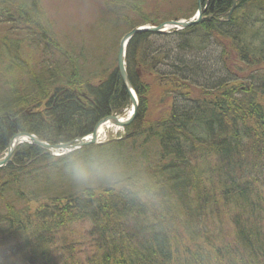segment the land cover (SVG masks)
<instances>
[{
    "label": "trees",
    "instance_id": "trees-1",
    "mask_svg": "<svg viewBox=\"0 0 264 264\" xmlns=\"http://www.w3.org/2000/svg\"><path fill=\"white\" fill-rule=\"evenodd\" d=\"M46 2H54V0H0V154L7 148L9 140L19 133L35 135L50 145L69 143L79 134L90 132L83 128V124L78 128L80 122L89 124L92 121L93 125L100 114L106 116L114 109L113 105L118 97L122 98L121 94L114 93L116 90H124L117 72V62L108 70L104 61L106 50L100 52L91 49L87 52L84 47L86 38L82 37L79 30L75 32L73 27L82 26L77 23L76 25L66 23V26L56 19V14L49 13ZM104 2L99 0L97 2L99 8H93L94 17L100 11L98 18L102 22L107 19L106 0ZM236 3V10L245 4L252 6L242 16L237 15L236 10H233L227 19L224 15L231 6V0H207L204 12L211 11L214 19H210L209 22L206 21L207 18L203 19L190 29L179 32L180 38L177 34L170 36L172 40L167 37V43L164 45L149 37L147 32L133 36L127 47L126 59L129 79L140 88L136 93L141 104L146 103L150 98L149 91L152 85L149 88V84L137 76L136 65L145 64V69L150 67L153 74H156L157 69L161 70V63L165 62L162 58L169 48L178 50L177 53L188 52L192 40L199 43L206 35L209 37L213 35L211 40H214V33L219 32L212 31L216 26L217 28L233 26L234 29L239 30V35L246 38L236 44L234 35L227 36L225 31L228 30L221 32L224 40L227 38L226 41L235 44V47L229 45L225 48L235 49L240 60L245 61L248 66L256 65L258 59L264 58V34L260 30H255L257 18L260 14H264V0H236ZM253 5L256 7L254 8ZM135 6L137 7L132 2L128 5V11L136 18L135 23L129 19L126 22L148 23L151 19H142L135 11ZM186 11L187 9L178 11L168 18H184L187 16ZM254 14L255 17L252 16ZM126 15L134 21L129 13ZM113 23L112 20H107V24ZM125 25L128 26L127 23ZM3 27H6L5 32L1 31ZM250 27L256 28L249 29ZM85 33L91 34L89 30L84 29ZM251 37L260 40L256 50H252L249 45L248 38ZM183 38L186 39L185 42ZM249 51L262 55L251 58L249 63ZM184 60L182 64L180 60L172 62L173 65L170 64L172 70L168 78L175 80L172 82L173 85L177 86L180 82L177 80H181L177 78L180 74L175 72V68H186L189 65L184 63ZM260 76L257 71L251 74L249 88L240 90L234 99L229 98L226 81L221 78L212 79L211 81L218 85L216 89L221 88L222 92H217V97L211 104H205L201 99L191 97L192 90L205 86L201 83L189 85L183 82L182 86L192 87L187 98L182 100L179 96L172 100L170 111L160 109L157 115L162 112L173 120L180 99L187 104V121H191L190 124L194 123L195 127L205 132L204 140L199 135L192 134V140L201 141H194L191 146L197 152L196 159L199 161L210 159L208 164L212 162L214 166L210 171L211 191L206 192L200 181L202 177H198L197 172L191 167H188L191 172L179 171L178 177L171 181L167 180V175L164 176L157 186L159 195L154 197L157 202L152 206L144 203L143 200H137V196L135 200H129L125 196L141 187L136 182L128 183L130 179L127 175L118 178L115 183L107 181V187L119 184L128 189L116 191L117 200L111 198L113 207L120 206L121 211L118 212V216L125 220L130 217L135 218L133 214H136L138 218L125 235L119 234L121 236L119 240H122L119 241L121 246L129 243V247L124 249L121 255L116 256L113 251L107 255L109 251L105 250L102 257L100 252L87 259L85 264H121L122 262L125 264H219L221 256L231 259L230 264H238L240 261L235 255L230 258L231 251L221 253L220 249L213 246L212 240L226 236L232 239L233 249L235 247V251L238 250L240 260L243 259L242 264H264L262 222L264 172H261V169H264V75ZM223 91L226 92L222 94ZM203 93L205 97L204 90ZM216 99L218 102L215 105ZM217 104L221 105L220 110L216 108ZM192 115L195 117L192 118ZM154 120L151 115L147 124ZM137 122L139 125L133 129L135 137L141 136L142 124L139 119ZM77 130L84 133H79ZM166 132L155 133L154 136L163 143ZM225 137L229 142L239 143V140L243 142L244 156L241 158L233 155L234 159L240 162L239 173H233L231 165H228L233 154L232 144L228 143L225 147H220L215 141L217 138L225 139ZM134 145L135 149L131 147L133 152L125 153L119 151L122 150L119 148V150H114L113 147L107 148V143H104L96 147L98 153L82 147L72 151L68 156L61 157H53L34 144L19 145L14 152L12 162L0 169V264H57V260L63 261V258H57L56 255L59 249L56 248L58 244L54 237L58 231H67L71 223L81 220L96 222L94 216H98L99 205L105 202L108 204L109 200V198L107 201L103 200V195L98 190L105 181H94L82 186L78 191L70 182L69 174L76 167L91 172L94 166L98 165L94 161L89 162L88 159L90 157L94 159V156L103 149L116 151L109 161L104 163L111 165L113 169H120L117 165H121L127 169V173L130 172L128 168L135 164H139L143 169L146 164L153 161H161L170 172L172 169L176 171V167L183 166L179 160L175 161L176 166L173 164L168 166L165 164L166 159L153 156L154 152L146 150L143 144ZM75 156L83 159L74 162ZM150 168L144 171L149 172ZM254 181L260 182L263 186H257ZM215 182L216 186H214ZM218 185L229 188L231 197L229 194L224 197L227 200L223 205L224 212L215 215L217 199L215 201L214 198L217 196ZM213 195L212 203L209 205L210 213L216 219L223 217L226 222L230 220L232 226L235 216V221L244 226L243 231L230 233L227 230L226 234L221 236L217 234L218 226L216 231L211 226L218 224L221 227V221L214 223L204 218L196 226H192L187 224L190 221L189 216L181 220V217L190 212L189 209L197 208L199 203L211 199ZM228 199H233L230 205H227ZM128 204L134 206V213L127 211ZM243 204L246 206L239 213L238 209ZM228 212L231 213L230 218L227 217ZM251 213L259 217L257 223L254 222L249 227L247 217L251 216ZM168 215H173L176 223L166 226L164 220L159 219ZM99 220L102 219L99 217ZM98 223L102 228V235L105 236L107 230L104 229H107V222L104 221L102 225L99 221ZM138 224L147 227L152 235L148 237L146 233L141 232L140 228H137ZM197 227L199 232L196 230ZM235 227L239 229L236 225ZM179 229L185 231V240L180 246L175 243V234ZM161 233L162 237L166 234L169 242L159 237ZM244 243L247 249L241 254V249L245 248ZM173 250H183L185 256L179 259L173 256L172 259L165 261L171 258L165 254L172 253Z\"/></svg>",
    "mask_w": 264,
    "mask_h": 264
},
{
    "label": "rangeland",
    "instance_id": "rangeland-1",
    "mask_svg": "<svg viewBox=\"0 0 264 264\" xmlns=\"http://www.w3.org/2000/svg\"><path fill=\"white\" fill-rule=\"evenodd\" d=\"M99 0H54V2H46L47 10L50 14H56V19L63 22L66 26V23H69L70 25H76L80 24L82 27L73 26L75 27V32L77 30L82 33V37H85V43L84 47L87 52H89L91 49H94L96 51H105L104 54V61L107 63V69L110 70L112 67V64H116L117 58L119 54H122L123 59V74L126 77L129 78V66L127 64V47L133 36H137L138 33L141 32H147L149 33V37L155 39L158 41L160 45H164L167 43V37H169L172 40L173 35L177 34L178 38L181 32L185 31L186 29H190L192 26L197 25L199 22H201L203 19L199 20L197 18L200 16V9L199 7L203 8V5H205V1L202 0H106L107 4V19L103 22L99 20V14L100 11L96 13V16L94 17L95 11L93 8L98 9L99 4L97 3ZM104 2V0H103ZM136 4V9L140 6V9H144L147 11V16L150 21L148 20V23L145 24H132L131 22L135 23V17L128 11V5L129 4ZM105 5V2H104ZM252 6L251 4H245L244 6H241L237 8L236 0H231V6L227 13L224 15L226 18L230 17V15L233 13V10H236L237 15L242 16L246 12L249 7ZM254 6V5H253ZM256 6H254L255 8ZM251 8V7H250ZM187 11L185 14L187 15L184 18H177L173 19V17L168 18V16L175 15L178 11ZM134 11V15H135ZM129 13L133 19L128 17L126 14ZM256 14L252 15L255 17ZM53 17V16H52ZM130 20L131 22H126L127 20ZM107 20H112L114 22L112 25L107 24ZM128 20V21H129ZM257 23L255 24L257 29L260 30L262 34H264V14H260L257 18ZM127 23L128 26L125 25ZM134 27V28H133ZM256 27H250L249 29H254ZM5 28L3 27L1 31L5 32ZM109 28V29H108ZM136 28V29H135ZM84 29L90 31V35L88 33L84 34ZM254 30V31H255ZM180 32V33H179ZM246 33V32H245ZM212 34V33H210ZM249 36L250 34L247 33ZM172 36V37H170ZM187 36V35H186ZM213 37V35H211ZM211 36H205L204 40L200 41L199 43H196V41L192 40L191 48L189 51H182V53H177L178 50H173L172 48H169L166 53H164V57L162 58L164 63H161L162 67L161 70L157 69L158 72L156 74H151V82L148 81L149 78H147V69L144 68V66L136 65V74L139 78H142V81L149 82L152 85H156L154 87L155 89L151 90V96L150 100L147 102V111L144 113L142 111V108L140 106V102H137L136 94L135 93H128L129 101L126 104H123L121 107H116L111 112L107 113V128H105L101 134V136L98 138L100 142H108V144H111L112 142H117L119 144H122V138L128 137L127 133H131V130H124L125 126H129L132 123H138L137 120L139 119L140 112L142 111L145 114V118L149 119V117L152 115H157L159 112L158 107H154L155 104H158L160 101L159 98V92L161 93L163 91V87L167 88L170 85H173L172 82H175V80H172L170 78H165L168 81H164V78L161 76L165 75L166 73H163L164 70L171 71L172 68L169 64V58L173 61L176 60H184V63L189 64L191 66H198L199 69H202L203 66L198 64L201 61H209V59L212 57L214 59V62L220 65L221 72L224 74H230L231 71L237 72L239 75L242 74V68L248 67V64L245 61L239 62L238 55L235 49H229L227 50V46L231 45L235 47V44L230 41H222L221 39L218 40H211ZM184 37V36H183ZM250 37V36H249ZM188 38V37H187ZM251 46H259L260 40L257 38H248ZM247 40V41H248ZM183 41L185 42L186 39L183 38ZM262 42V41H261ZM179 43V42H177ZM250 46V47H251ZM199 47V48H198ZM119 51H122V53H119ZM100 56V55H99ZM254 55H251L248 58V61L250 63L251 58H253ZM259 62L256 65H249V67L252 68L253 73L257 71L258 75H264V58L258 59ZM213 62V63H214ZM183 61L181 62V64ZM198 64V65H194ZM215 63V64H216ZM173 65V64H171ZM171 69V70H170ZM118 66H117V72H118ZM209 71V69H208ZM234 72V73H235ZM252 73V74H253ZM119 74V73H118ZM238 74H236L238 76ZM120 76V74H119ZM210 76V75H209ZM210 77L205 76L206 79L209 81L212 80ZM239 77V76H238ZM261 77V76H260ZM214 80H218L220 78L213 77ZM145 83V82H144ZM238 84H241L240 87H247V83L245 81H241ZM186 88V87H185ZM161 91H160V90ZM186 90V89H185ZM189 92V89H187ZM159 91V92H158ZM218 89H215V91L212 94H207L204 97V101L206 104H210L212 99L217 97ZM219 93V92H218ZM130 96H133L134 103L136 106L133 105V103L130 102ZM154 103L151 100L154 99ZM194 96H203L200 91H195ZM221 96V95H220ZM219 96V97H220ZM203 98V97H202ZM201 98V99H202ZM132 99V97H131ZM161 102V101H160ZM154 119V117H153ZM117 124H116V123ZM26 141L29 142V139H26ZM147 158V157H145ZM210 161V159H209ZM208 159H205L204 161H200L198 164L195 165L194 171L197 172L198 177H202V184L203 187L206 188V192L211 191V173L210 171L214 168L212 166V162L208 164ZM214 163V159H213ZM144 175V173H143ZM138 183V182H137ZM142 184V183H141ZM216 182L214 183V186H216ZM143 185V184H142ZM229 194V197H231V191L230 189H226L224 186L223 188L221 185L217 186V193L216 198L217 199V208L219 211L215 212V215H217L219 212H224L222 209L223 205L226 204L225 196ZM213 196L210 198L212 199ZM229 202L227 205H230L233 201V199H228ZM246 205H242L239 207L238 212L245 208ZM234 211V210H233ZM227 212V211H225ZM236 212H233L235 214ZM232 214V215H233ZM251 216L247 217L249 227L252 225V223H257L258 215H255V213H251ZM231 213L228 212L227 217L230 218ZM221 225L224 226L226 229L225 231H219V235L223 236L226 234V231L228 230L230 233H236L244 230V226L238 224V221H235V216L233 218L234 226H232L230 220L226 222V220L221 217L220 219H217ZM264 224V219H263ZM235 225L239 228L236 229ZM240 225V226H238ZM90 228H96L93 230V237L90 240V237L88 236V232ZM211 230V229H210ZM238 232V233H239ZM103 231L101 227L99 226L98 222L89 223L88 220H82L80 223H74L71 225L67 231H58V234L55 235L54 239L58 240L61 239V237H64V241L67 243H62L60 247H56L59 250L57 251L56 255L57 258H63V261L60 262V260H57L58 263L64 264H85V261L89 259L90 257L99 254L102 251L106 250L107 247V234L104 236L102 235ZM118 232H116V237L118 236ZM227 238H230V236H226ZM121 236L119 235L116 242L120 243L122 240H119ZM120 241V242H119ZM70 245H69V244ZM178 246H180V243H176ZM64 245H67L65 247ZM232 245V243H231ZM245 248L241 249V254L245 253V249H247V245L244 243ZM235 247L233 250H231V257L233 255L236 256L237 260L240 262L238 264H242V260L239 257L240 255L237 253L238 250L235 251ZM68 251H71V255L68 254ZM230 253V252H228ZM55 255V254H54ZM169 255L171 258H167L165 261H168L169 259L173 258L172 253H166L165 256ZM200 255V254H199ZM198 255V256H199ZM144 257V255H143ZM221 261H223L224 264H230L231 259H229L227 256L223 257L221 256ZM71 258V259H70ZM229 260V261H228Z\"/></svg>",
    "mask_w": 264,
    "mask_h": 264
},
{
    "label": "bare ground",
    "instance_id": "bare-ground-1",
    "mask_svg": "<svg viewBox=\"0 0 264 264\" xmlns=\"http://www.w3.org/2000/svg\"><path fill=\"white\" fill-rule=\"evenodd\" d=\"M207 5V0H205V3ZM206 5H203V8L199 7L201 13L200 16H198L197 18H199V20L201 19H206L207 22L210 21V19H214V15H212L211 11H207L204 12L206 9ZM136 7V6H135ZM141 7L139 6L136 9V12L138 15H140L142 17V19L146 20L148 19L147 17V11L144 9H140ZM208 10V9H207ZM144 15H143V14ZM223 30H228L225 31L227 32V36H233L234 35V40L236 42V44H239L241 41L245 40L246 38L239 35L237 29H234L233 26H217L215 28H212V31H219L218 33L215 32L214 36L215 38L221 39L222 41H224V38L221 35V32ZM241 36V37H240ZM240 38V39H239ZM227 40V38H225ZM258 46H251L252 50H256ZM199 48V47H198ZM264 48V47H263ZM119 53H122V51H119ZM238 55V54H237ZM249 56L254 55L253 57H259L262 54H257L254 51H249L248 53ZM239 62H241L240 58L238 57ZM210 61V62H209ZM209 61H201L200 66L201 65H205L203 66L202 69H199L198 66H191L193 67L191 70L190 65H188L186 68L185 67H181L180 69H176L175 68V72L178 75L177 78L181 79V80H177L180 81L178 83V85H173V86H168L167 88H162L163 91L160 93L159 91V98L160 101L158 104H155L154 107H158L159 109L162 110H167L170 111L171 109V103L172 100L177 99L179 96L182 97V100H185L188 96V90L189 89V93H190V89L192 87H188L187 85L182 86L183 82L189 84V85H195L197 83H201L202 86H205V88H201L198 90H192L191 92V97L192 98H198L201 99L204 96L203 90L205 91V95L206 93L212 94L215 89L218 87V85L214 82H210L208 79L205 78V76L207 75V77L212 76L211 78L213 79V77H217V78H221L224 81H226L227 83V88H228V93H230L229 98L230 99H234L236 98V96L239 94V91L242 89H248L249 88V79H250V75L253 73V70L251 67H245L242 68V74L239 75L237 72H235L234 70L231 71V75L230 74H224L221 71V67L219 64H217L216 62H214V59L211 57L209 59ZM171 62H174L172 59L169 58V64ZM214 62V63H211ZM216 63V64H215ZM172 64V63H171ZM195 64L194 65H198ZM145 64H142V66H144ZM172 68V67H171ZM209 69V71H208ZM171 70V69H170ZM147 78L149 82H151V74H153L152 69L149 67L147 68ZM235 72V73H234ZM118 73L120 74V72L118 71ZM163 73H166L165 75L161 76L162 78H164V81H168L167 78L170 75V71L169 70H165ZM238 74V76L236 75ZM210 75V76H209ZM121 78V75H120ZM241 81H245L248 85L247 87H240L241 84H238ZM149 82H147L149 84ZM121 83L123 85V89L120 90H116L114 93H116L115 95L121 94L122 98H117V102L114 103L113 107H121L123 104H126L129 101V97H128V93H135L136 94V99L137 102L139 101L140 106L142 108V111L145 113L147 111V102L150 100V98L146 101V103H142L137 95V91L140 90V88H138L136 85H134L135 83H133L132 81H130V79L128 77L125 78V81L122 80L121 78ZM152 85L151 83L148 85L149 88H151ZM154 87H156V85H152L151 90L155 89ZM186 87V88H185ZM186 89V90H185ZM151 90L149 91V94L151 96ZM160 90V89H159ZM161 91V90H160ZM195 91H200L201 94L203 96L199 97V96H194V92ZM230 91V92H229ZM128 92V93H127ZM218 92H222V89L219 88ZM223 91L222 94H224ZM132 97V99H131ZM204 97L201 99V101L203 103L206 104V102L203 100ZM151 100L154 103L155 100V96L154 99L151 98ZM218 99L215 100V105L218 102ZM213 101V99L211 100V102ZM130 102L133 103L134 106H136V104L134 103V98L133 96H130ZM211 102H209L211 104ZM186 107L187 104L181 102H178L177 104V110L175 112V116L174 119L172 120L169 116L165 115L164 113L160 112L158 115H153V117L155 118V120L153 122H151L150 124H147V118H145V114L141 111L140 114L141 116L139 117V122L141 125V131H140V135L139 137H135V132H133V130L131 131V133H127L128 137H123L122 138V144H119L117 142H112L111 144H108L107 142V148H111L113 147L114 150L122 149L119 151H123L125 153H127V151L133 152V149H131V147H133L135 149V145L134 144H138L141 145L143 144L144 148H146V150L148 149L149 151L154 152L153 156H159L161 159H166L167 161L165 162L166 165L171 166L173 164V166H176V162L177 160H179L181 162V164L183 166L181 167H176V171L174 169H172V171L170 172L169 170H167V166H164V164L161 163V161H153L152 163H148L144 166V168L142 169L141 167H139V164H135L134 166L129 167L128 169H130V172L127 173V169L122 167L121 165H117L120 169H114V173L118 178H122L125 175H127V178L130 179L128 180V183H134V182H138L137 184H139L141 187H139V189H137L136 191H133V193L130 194H125V196L129 199V200H135V196H137V200L139 201H144V203L148 204L150 206L154 205L155 202H157L154 197L155 195H159V189L157 188L159 182H161V180L163 179L164 176L167 175V180L171 181L173 179H176L178 177V172L179 171H184V172H191L188 167H191L194 169L195 165L198 164L200 161L198 159H196L195 157H197V152L194 150L193 146H191L192 142H199L201 140H192L191 136L192 134H196L199 135L201 139L204 140V133L203 131H201V128L199 127H195L194 123L190 124L191 121H187V114H186ZM216 108L218 110H220L221 105L217 104ZM263 111H264V103H263ZM103 114V113H102ZM100 114L98 116V119L95 120L97 126L94 127V124L92 125V121L88 124V123H83L80 122L78 124V128H80V124H83V128L85 130H92L93 136H89L88 134H79L77 137H75L71 142H69V145L72 146L75 144V142H79L80 145L82 147H86V149L92 150L91 152L93 153H98L95 149L96 147H99L100 145H103V143H101L100 141L96 140L101 136V132L98 129L99 127V122H101L104 118H107V115H103ZM102 116V117H101ZM195 116L192 115V118H194ZM149 122V121H148ZM139 125V123H132L129 126H125L124 130H131L136 128ZM103 127H107V125L103 126ZM149 128H152V130H149ZM165 131L166 134L163 137V143L159 140L156 139L154 134L155 133H164ZM77 132L79 133H84L81 132L79 130H77ZM34 138H36L38 141H40L41 143L45 144L47 147H41L39 145H37L36 143H34L32 140L26 141V139L19 141L21 144H18L15 149L13 150L8 163L5 165L7 166L8 164H10L12 162V158L14 155V152L16 150V148L19 145H27V144H34L37 145L38 147H40L41 149H44L45 151H47V153L50 154V151L53 148V145L47 144L43 141H41L39 138H37L35 135H31ZM15 138V137H13ZM11 140V139H10ZM9 140V142H10ZM76 140V141H75ZM212 141V140H211ZM216 142H218L220 144V147H225V145H227L228 143L232 144L231 150L233 152V154L230 156V159L228 161V165H231V170L233 173H239L240 172V162H238L236 159H234L233 155L237 156V157H243L244 156V149H243V142L239 140V143L237 142H229L227 137H225V139H220L217 138L215 139ZM9 142L7 145V148L5 149V151L0 154V159L4 158V156L7 153V150L9 148ZM229 144V146H230ZM82 147H80L79 149H81ZM103 149L102 151L99 152V154H97L96 156H94V159L92 157H90L88 159L89 162L94 161V163H96L97 165H107V163L104 162H108L109 159L114 155V153H116V151H110ZM141 149V148H140ZM99 151V150H98ZM70 153L69 152H63V156H68ZM82 157L79 156H75L73 158L74 162H78L80 160H82ZM38 160V159H37ZM148 167L150 168L149 172H145L144 170L147 169ZM141 168V169H138ZM261 172H264V169H261ZM144 173V175H143ZM145 179H149V180H145ZM151 180V181H150ZM234 179L232 178L231 181H233ZM254 179H252L253 182ZM150 181V182H149ZM142 182V184H141ZM151 183V184H150ZM202 183V181H201ZM254 183L257 184V186H263L260 182L254 181ZM127 186V185H125ZM96 187V186H94ZM183 188V187H182ZM187 188V187H185ZM188 189V188H187ZM98 190L100 191V193H102V198L103 200L107 201L108 198V204L107 202L99 205L98 207V212L97 215L98 216H94V221L96 222H100L101 225L104 221L107 222V251H109L107 253L110 254L112 251L114 252V254L116 256L121 255L122 251L126 248L129 247V243H126V246L122 244L116 242V232H118V234L120 235H125L126 232H128L129 228L133 225L134 221L136 218V214H133V216L135 218H126L125 220L122 219L121 217H119V211L120 210V206H115L113 207L112 204V200L111 198L113 197L114 199H118V194L116 191H123V190H128L127 188H124L123 185H113L112 187H107V181H105L104 184H102V186L98 187ZM187 194V193H186ZM189 194V193H188ZM198 194V193H197ZM212 203V199H205L204 202L199 203L197 208H191L189 209L190 212L185 215L184 217H181V220H185L188 216L190 221L187 222V224L192 225V226H196L198 224V222L204 220L208 221L211 220L214 223H218V220L216 219V217H214L211 213H210V207L209 205ZM190 204V203H189ZM127 211L128 212H135L134 206L132 204H128L127 205ZM108 208V209H107ZM214 208V207H213ZM216 211H219V209L217 208L216 205ZM100 219L103 220H99ZM159 219L164 220V224L167 225H171L173 223H176L174 220V216L173 215H168L166 216V218L160 217ZM213 227V230L216 231V228L218 226V231L217 234L220 233L219 231H225L226 229L224 228V226L222 225L220 227V225L218 224H212L211 225ZM137 228H140V231L143 233H146L148 237H150L152 235V232L147 228V227H141V224H138ZM102 229V228H101ZM196 230L199 232V227L196 228ZM225 235V234H224ZM159 237L165 239L166 242H169L168 238L166 237H162V233L159 234ZM184 237H185V231H183V229H179V232L177 234H175V243H180V245L184 242ZM126 239V236H125ZM60 239H58L57 241H59ZM231 238H227V237H221L218 239H214L213 241V246L217 247L218 249H220L222 252L221 253H227L229 251H231L233 249V246L231 245ZM69 244V243H68ZM70 245V244H69ZM143 252V250L141 249V253ZM121 264H125V262H122ZM219 264H223V261H221V263Z\"/></svg>",
    "mask_w": 264,
    "mask_h": 264
},
{
    "label": "clouds",
    "instance_id": "clouds-1",
    "mask_svg": "<svg viewBox=\"0 0 264 264\" xmlns=\"http://www.w3.org/2000/svg\"><path fill=\"white\" fill-rule=\"evenodd\" d=\"M118 177L114 173L111 165H98L94 166L91 172L83 168H73L69 174V180L73 187L78 191L84 185L94 181H108L115 183Z\"/></svg>",
    "mask_w": 264,
    "mask_h": 264
},
{
    "label": "water",
    "instance_id": "water-1",
    "mask_svg": "<svg viewBox=\"0 0 264 264\" xmlns=\"http://www.w3.org/2000/svg\"><path fill=\"white\" fill-rule=\"evenodd\" d=\"M117 63H118V70L120 72L121 78H122L123 81H125V76L123 74L122 54H119L118 55ZM24 139L32 140L34 143H36L37 145H39L41 147H47L45 144L41 143L40 141H38L36 138H34L31 135L18 134V135L15 136V138H12L10 140V142H9V148L7 150L6 155L4 156V158L0 159V168H2L3 166H5L8 163L9 158H10L13 150L15 149V147L20 143L19 141L24 140ZM55 148H65V146H58V147H55Z\"/></svg>",
    "mask_w": 264,
    "mask_h": 264
}]
</instances>
